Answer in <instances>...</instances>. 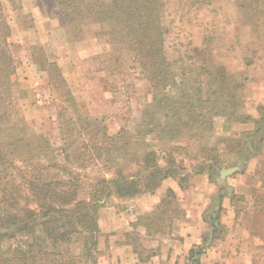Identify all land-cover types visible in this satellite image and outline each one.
<instances>
[{
	"label": "trees",
	"instance_id": "obj_1",
	"mask_svg": "<svg viewBox=\"0 0 264 264\" xmlns=\"http://www.w3.org/2000/svg\"><path fill=\"white\" fill-rule=\"evenodd\" d=\"M214 1L178 0V3L185 8H200ZM235 3L253 14L264 6V0H235ZM163 5V0H40L47 26L63 30L68 43L82 41L86 33L97 28L92 35L101 40L103 51L113 59L104 68L111 73L123 66L140 69L152 86L153 112H161L172 120L166 126L143 120L136 130L122 129L116 134L98 128L103 141L89 145L90 137L83 146L90 160L102 162L105 175L98 177L88 174L85 167L72 173L71 166L78 160L73 141L78 139H71L70 134L66 138V148L73 146L74 152H66L65 147L54 149L28 125L18 104L25 91L15 90L17 82L13 79L20 61L13 53L12 29L0 0V206L3 208L0 264H99L103 255L99 249V217L110 196L121 200L154 194L168 178L177 180L182 188L188 185L191 176L199 174L208 175L212 182L219 181L218 147L203 143L208 132L215 128L217 109L210 98L219 92L217 98L222 109H234L231 119L253 124L235 135L236 139L229 138L236 162L246 165L254 158L264 157V112L257 118L240 115L235 95L223 100L228 88L222 84L218 91L213 85L221 76L217 78L214 74L206 83L167 61L164 42L169 29L164 22ZM34 62L38 63L37 59ZM41 70L49 82L50 77L55 78V87L66 89V96L74 105L69 103L65 110H59V117H64L68 107H74L71 110L76 114V100L59 64L49 61ZM155 70L159 72L155 74ZM178 75L182 77L179 88L172 95L166 94V87ZM161 76L165 84L156 83ZM81 118L98 126V119ZM68 120L66 123L63 119V123L77 125L79 116ZM79 135V142H84L85 137ZM58 150L64 155V164L57 160ZM121 160H129L135 169L127 172ZM56 169L68 176L47 174L48 170ZM256 170L264 173L260 167ZM81 190H86V198H80ZM170 199L176 200L177 194L168 188L154 210L137 217V224L151 228L156 219L170 210L171 204V210L174 208ZM214 220L212 217V235H204L203 246L190 251L192 264H199L205 247L218 238L219 227Z\"/></svg>",
	"mask_w": 264,
	"mask_h": 264
},
{
	"label": "rangeland",
	"instance_id": "obj_2",
	"mask_svg": "<svg viewBox=\"0 0 264 264\" xmlns=\"http://www.w3.org/2000/svg\"><path fill=\"white\" fill-rule=\"evenodd\" d=\"M163 2L161 9L164 10V22L169 29L164 42L169 59L167 61L206 83L210 82V77L214 74L217 78L221 76L213 85L218 91L222 84L228 88L227 97L223 100L235 95L240 115H251L254 118L264 112V6L257 14H253L238 7L235 0H215L212 5L200 8L181 7L178 0ZM2 4L11 23L10 42L13 53L20 61L17 76L13 78L17 82L15 90L25 91L18 104L28 125L54 149L66 148L69 134L71 139H78L73 141L78 160L71 166L74 169L72 173L85 167L88 174L98 177L105 175L102 162L90 160L83 147L90 137L92 140L89 145L103 141L102 135L97 131L100 127L108 134H116L122 129L136 130L143 120L155 121L159 126L172 124V120L163 113L153 112L152 86L140 69L123 66L111 73L104 68L109 65V59H113L103 51L101 40L92 35L97 28L93 27L86 33L82 41L68 43L63 30L49 28L44 20L42 22L40 17L35 18L34 12L29 10L30 6L37 5L41 9L40 0H13L15 11L12 13L4 2ZM35 59L38 63L34 62ZM49 61L56 62L61 67L68 89L76 100V114L75 110H71L74 107H68L69 110L66 113L64 111V117H59V110H65L69 103H73L67 98L66 89L55 87V78L50 77L52 83L49 82L47 74L41 70ZM153 72L157 74L159 71ZM181 79L178 75L175 82L170 81L166 94L172 95L179 88ZM158 82L165 84L163 76L156 83ZM218 96L220 97V92L210 98L214 109H217V120L215 119V128L213 126L214 131L208 132L203 143L218 147L217 159L221 162L219 177L223 168L238 166L240 170L221 182L227 196L233 199L236 216L233 223L226 212L215 217L213 222L219 227L215 243L223 245V248L219 246L214 249L216 254L212 253L213 258L217 259L218 264H264V173L256 170L260 167L264 171V157L254 158L246 165L236 162V152L229 138L236 139L235 135L252 128L253 124L231 119L234 109H222ZM228 101L231 102V99ZM149 105L150 109L147 108ZM77 114V125L63 123V119L67 123L72 116L78 119ZM85 116L98 119L99 127L94 122H83L81 117ZM80 133L86 138L82 139L84 142H79ZM74 147H67L66 152H74ZM57 153V160L64 164V155L59 150ZM93 162H97V165ZM120 163L127 172L135 169L129 160H121ZM48 173L51 176L57 175L58 178L68 176L59 169L48 170ZM109 173L108 177L111 176V172ZM196 176L189 178L187 186L195 185ZM194 193L192 190L190 195L194 201H198V196ZM196 193L199 194V191ZM80 198H86V190H81ZM126 199L130 198L121 200ZM107 200V206L117 205L128 216L135 212L131 204H122L114 196ZM170 200L173 201L174 208L171 210V204L170 210L163 218L156 219L149 230L142 224H137L138 216L131 220L132 226H138H133V231L127 233L125 238L141 260L151 258L159 252L161 243L170 239L175 217L188 212L178 198ZM2 210L0 206V212ZM101 216L100 211L99 249L103 255L99 264H113L111 233L103 232ZM209 222L212 224L210 220ZM140 227L146 229V233L137 232ZM245 231L250 234H243Z\"/></svg>",
	"mask_w": 264,
	"mask_h": 264
},
{
	"label": "crops",
	"instance_id": "obj_3",
	"mask_svg": "<svg viewBox=\"0 0 264 264\" xmlns=\"http://www.w3.org/2000/svg\"><path fill=\"white\" fill-rule=\"evenodd\" d=\"M9 12H14L15 8L10 0H3ZM34 12V17L46 22L47 19L39 6L29 7ZM10 22V21H9ZM17 24L19 22L15 21ZM11 25V23H10ZM12 33V32H11ZM11 38V37H10ZM257 118V117H254ZM208 175L199 174L195 178V185L181 187L174 178L166 179L161 187L154 194H141L134 198L120 200L122 204H131L135 212L128 216L117 205L106 206L101 210V219L103 232L111 233L110 235V251L112 253L113 264H192L189 260V253L192 249L203 246L202 236L210 233L212 235L213 227L209 220L212 217L224 214L226 212L230 222H234L235 204L230 197L227 196L221 182L225 179L221 177L219 181L212 182ZM199 177V178H198ZM168 188H171L177 194L179 202L183 203V207L188 211L186 215L175 218V225L171 229L170 239L161 243L159 252L152 256L141 260L137 252L134 251L132 244L126 240L125 235L133 231L132 218L149 213L155 209L156 205L163 199ZM191 188V189H190ZM222 188V189H221ZM216 189V191H213ZM198 196V201H194L191 197V191ZM199 191V194L196 193ZM215 207H217L215 209ZM221 216V215H220ZM201 219V220H199ZM203 222V224H202ZM139 233H146V229H137ZM243 234H250L245 231ZM217 243V242H216ZM215 240L205 247L204 252L200 255L199 264H218L217 259L213 258L216 254L213 250L223 248V245L216 244ZM160 246V243L157 244ZM213 253V254H212ZM208 255L209 258H208ZM219 255V254H218Z\"/></svg>",
	"mask_w": 264,
	"mask_h": 264
},
{
	"label": "water",
	"instance_id": "obj_4",
	"mask_svg": "<svg viewBox=\"0 0 264 264\" xmlns=\"http://www.w3.org/2000/svg\"><path fill=\"white\" fill-rule=\"evenodd\" d=\"M239 170H240V168L238 166L229 167V168H223L220 171V177L222 179H225L227 176H230L232 174H235Z\"/></svg>",
	"mask_w": 264,
	"mask_h": 264
}]
</instances>
